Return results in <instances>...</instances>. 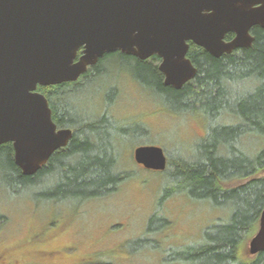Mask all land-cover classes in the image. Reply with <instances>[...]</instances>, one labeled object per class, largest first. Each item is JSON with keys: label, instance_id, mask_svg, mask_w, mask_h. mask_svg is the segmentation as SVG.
<instances>
[{"label": "trees", "instance_id": "16d2710c", "mask_svg": "<svg viewBox=\"0 0 264 264\" xmlns=\"http://www.w3.org/2000/svg\"><path fill=\"white\" fill-rule=\"evenodd\" d=\"M251 34L249 47L220 57L190 42L187 57L197 71L179 89L164 85L156 66L119 51L104 54L76 81L38 86L49 102L54 122L71 129L72 136L65 148L51 154L47 165L32 175L22 174L14 163L11 143L0 145V186L35 187L46 176L51 181L48 191H44L46 198L84 200L114 191L130 175L121 170L120 156L122 142L133 132L121 126L106 107L95 112V94L84 103L72 98L103 73V62L114 53L132 56L139 66L155 75V87L172 111L196 113L206 120L207 129L194 146L192 157L166 154L164 171L168 168L173 180L168 187L170 193L185 192L216 205L234 201L240 208L226 224L207 228L204 240L191 253H181L183 258L192 263L264 264V251L251 260L239 256L240 246L257 231L264 208V27L254 26ZM232 36L228 33L225 39ZM108 88L107 105L116 93L114 86ZM139 133L143 136L136 137L135 144L146 136L144 130ZM251 135L258 145L252 155L246 144ZM233 181L240 183L229 185ZM164 192L170 195L166 189Z\"/></svg>", "mask_w": 264, "mask_h": 264}, {"label": "rangeland", "instance_id": "374dc122", "mask_svg": "<svg viewBox=\"0 0 264 264\" xmlns=\"http://www.w3.org/2000/svg\"><path fill=\"white\" fill-rule=\"evenodd\" d=\"M144 61L157 67L160 59L152 56ZM102 65L103 73L72 100L88 102L95 94V112L106 107L121 126L131 128L133 135L122 142L120 156L121 170L130 175L114 191L84 200L46 198L44 191L51 182L46 176L35 187L0 186V264H206L192 263L182 254L198 247L207 228L226 224L238 205L170 193L173 180L168 168L148 170L132 156L143 143L161 146L169 157H192L207 129L205 118L172 111L155 87V75L132 56L114 53ZM112 86L116 93L107 105ZM142 130L147 137L135 144ZM251 137L246 144L252 155L258 145ZM253 235L240 246L244 260L254 258L247 254Z\"/></svg>", "mask_w": 264, "mask_h": 264}, {"label": "water", "instance_id": "95a60500", "mask_svg": "<svg viewBox=\"0 0 264 264\" xmlns=\"http://www.w3.org/2000/svg\"><path fill=\"white\" fill-rule=\"evenodd\" d=\"M254 26L264 27V0H0V145L11 143L22 174H35L72 136L56 128L38 86L76 81L120 51L157 56L163 84L179 89L197 71L190 42L220 57L249 47ZM132 156L148 170L167 166L158 145L136 146ZM263 250L264 208L247 252Z\"/></svg>", "mask_w": 264, "mask_h": 264}, {"label": "flooded vegetation", "instance_id": "af4514ba", "mask_svg": "<svg viewBox=\"0 0 264 264\" xmlns=\"http://www.w3.org/2000/svg\"><path fill=\"white\" fill-rule=\"evenodd\" d=\"M51 111H52V109H51ZM52 119H53V118H52ZM53 122H54V120H53ZM54 123L56 124V122H54ZM56 128H57V129H60V128H63V127H59V126L56 124ZM11 145H12V144H11ZM65 147H66V146H65ZM65 147H64V148H65ZM61 149H63V148H61ZM12 150H13V149H12ZM58 150H60V149H58ZM55 152H56V151H55ZM47 162H48V161H47ZM46 165H47V163H46L45 165H43V166H46ZM43 166H42V167H43ZM140 166H142V165H140ZM60 231H61V230H60ZM61 233H62V232H61ZM61 233H60V232H58V233L55 232L56 235H57V234H61ZM263 251H264V250H263ZM261 252H262V251H261ZM259 253H260V252H259ZM259 253H256L255 255H250L249 253H247V254H248L249 256L255 258V257L258 256ZM254 258H253V259H254Z\"/></svg>", "mask_w": 264, "mask_h": 264}]
</instances>
